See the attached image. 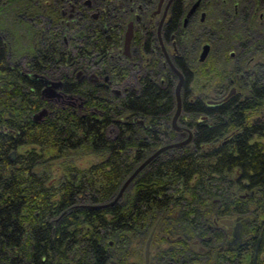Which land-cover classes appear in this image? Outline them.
<instances>
[{
	"label": "trees",
	"instance_id": "1",
	"mask_svg": "<svg viewBox=\"0 0 264 264\" xmlns=\"http://www.w3.org/2000/svg\"><path fill=\"white\" fill-rule=\"evenodd\" d=\"M39 1L35 26L33 0H0V264H129L152 228L151 247L186 248L211 200L231 189L246 191L238 199L255 237L226 264H264V17L181 25L168 54L182 75L181 139L190 137L155 154L116 196L146 156L179 140L176 73L151 47L140 66L84 62L111 49L108 34L67 56L60 32L41 21L54 11ZM49 76L62 78L59 101L42 93ZM197 78L208 92H195Z\"/></svg>",
	"mask_w": 264,
	"mask_h": 264
},
{
	"label": "flooded vegetation",
	"instance_id": "2",
	"mask_svg": "<svg viewBox=\"0 0 264 264\" xmlns=\"http://www.w3.org/2000/svg\"><path fill=\"white\" fill-rule=\"evenodd\" d=\"M39 2L33 0L35 14L32 19L35 26L40 23L37 21L36 12ZM41 4L51 6L54 11L40 14L41 21L46 19V27L60 32L61 43L68 53L67 56L73 49L86 48L100 36L108 34L111 49L105 54L85 53L84 58L86 55L88 57L83 61L96 64H102L104 61L122 62L129 67L140 66V50L146 47L160 50L163 60L167 64L171 63L169 49L176 48V32L181 25L188 26L197 17L200 20L205 16L212 19L215 16H229L238 11H247L259 18L264 17V0H41ZM209 28L213 32L212 23ZM148 32L150 35H147ZM112 33L117 35L113 36ZM126 34L128 39L125 42ZM204 44L209 47L208 43ZM143 58L146 59L147 56ZM138 70V67L132 69L131 77H134ZM83 76L92 77L96 81L100 75L80 70L75 74L76 78ZM46 79L61 81V85L56 89L62 95L48 96L49 100L59 101L64 95L61 90L62 78L49 76ZM177 125L179 128L174 129L178 134L176 139L180 140L186 134V128L182 124ZM245 194V190L231 189L230 193L226 194V199L220 201L213 198L210 206L206 207L204 231L199 233L194 229L193 234H186V248L151 247L154 231L152 228L145 238L146 241L149 237L146 258L144 241L137 258L135 251L128 256L129 264H135L137 261L136 264H226L230 258L233 261V256H239L243 247L255 237L251 215L242 210L243 201L238 199L244 198ZM180 238V235L175 236L176 240ZM255 241L257 243V239Z\"/></svg>",
	"mask_w": 264,
	"mask_h": 264
},
{
	"label": "water",
	"instance_id": "3",
	"mask_svg": "<svg viewBox=\"0 0 264 264\" xmlns=\"http://www.w3.org/2000/svg\"><path fill=\"white\" fill-rule=\"evenodd\" d=\"M128 39V34L125 35V42ZM208 50V45L204 44L199 52L198 58L199 59H203L206 55V52ZM170 67L172 68V70L176 73L177 75V80L174 86V98H175V109L174 112L171 116V125L173 128L177 129L179 128V126L176 124V118L180 112V95H179V88L182 82V75L181 73L175 69V67H173V65L171 63H169ZM43 88H42V93L45 94L46 96H54V97H58L61 95V93L56 89L57 86L61 85V81L60 80H43ZM214 102V101H211ZM46 111L45 107L40 108L34 115L33 117L35 119H37L40 115H42L44 112ZM190 137V132L188 131V135L186 138L180 139L178 141H174V142H168L165 144H162L161 146H159L158 148H156L152 153H150L148 156H146L129 174L128 176L125 178V180L122 182L117 194L119 195L120 192L122 191V189L124 188V186L129 182V180L137 173V171L148 161L150 160L155 154H157L159 151H161L162 149H165L167 147H171V146H177L180 145L181 143L187 141ZM114 196V198L116 197ZM113 198V199H114ZM148 243H149V237L146 239L145 241V258L147 256V249H148ZM254 256H255V250L253 253V261H254ZM109 264H113V261L111 260Z\"/></svg>",
	"mask_w": 264,
	"mask_h": 264
},
{
	"label": "rangeland",
	"instance_id": "4",
	"mask_svg": "<svg viewBox=\"0 0 264 264\" xmlns=\"http://www.w3.org/2000/svg\"><path fill=\"white\" fill-rule=\"evenodd\" d=\"M130 80H131V82L134 81V77H131ZM200 83H202V79L201 78H197V80L193 82V87L195 89V92L200 91V90L208 92L207 91V87L203 88V89L199 88ZM179 95H180V99H181V93L180 92H179ZM207 95L209 96V93ZM175 122H176V124H180L179 120H176ZM89 157L90 156H87L85 154L74 156V158H76V161H78V163L81 166L86 164V158H89Z\"/></svg>",
	"mask_w": 264,
	"mask_h": 264
}]
</instances>
